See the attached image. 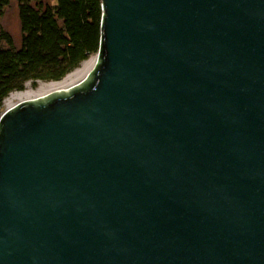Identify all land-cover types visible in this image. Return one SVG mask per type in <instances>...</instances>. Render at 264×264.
<instances>
[{
	"label": "water",
	"instance_id": "obj_1",
	"mask_svg": "<svg viewBox=\"0 0 264 264\" xmlns=\"http://www.w3.org/2000/svg\"><path fill=\"white\" fill-rule=\"evenodd\" d=\"M92 70L0 116V264H264V0H102Z\"/></svg>",
	"mask_w": 264,
	"mask_h": 264
},
{
	"label": "trees",
	"instance_id": "obj_2",
	"mask_svg": "<svg viewBox=\"0 0 264 264\" xmlns=\"http://www.w3.org/2000/svg\"><path fill=\"white\" fill-rule=\"evenodd\" d=\"M17 1L21 47H14L13 37L0 24V106L28 81L61 80L100 45L102 0H57L55 5ZM10 2L0 0V21Z\"/></svg>",
	"mask_w": 264,
	"mask_h": 264
},
{
	"label": "rangeland",
	"instance_id": "obj_3",
	"mask_svg": "<svg viewBox=\"0 0 264 264\" xmlns=\"http://www.w3.org/2000/svg\"><path fill=\"white\" fill-rule=\"evenodd\" d=\"M38 1H43L51 5H55L57 0H34V4H36ZM0 24L2 25L3 29L7 31L14 40V47L19 48L22 45V39H23V33L21 29V22H20V17H19V2L17 0H11L10 4L5 8L4 14L1 18ZM1 46L3 47H8L6 42H2ZM97 53H94L89 56V58L96 56ZM80 65V64H79ZM50 81L46 80H31L28 81V85L26 83L24 90L29 87L31 90H38L39 87L45 86L47 87V84ZM22 90V91H24ZM19 90H15L12 92H16ZM11 92V93H12ZM10 93V94H11ZM9 94V95H10ZM9 95L4 99L3 104L0 106V116L2 113L10 107L6 103V99L9 97ZM19 101L15 100V103H18ZM14 103V104H15Z\"/></svg>",
	"mask_w": 264,
	"mask_h": 264
},
{
	"label": "bare ground",
	"instance_id": "obj_4",
	"mask_svg": "<svg viewBox=\"0 0 264 264\" xmlns=\"http://www.w3.org/2000/svg\"><path fill=\"white\" fill-rule=\"evenodd\" d=\"M96 60L97 55L83 60L79 66H77L71 72L66 74L61 80L48 82L47 87L41 86L36 91L31 90L29 89V87H27L24 91L12 92L6 99V103L9 106H12L14 105L15 100L22 101L26 99H31L38 96H42L54 90L69 88L70 86L82 80L92 70L96 63Z\"/></svg>",
	"mask_w": 264,
	"mask_h": 264
}]
</instances>
